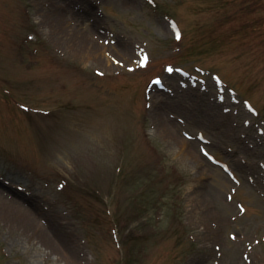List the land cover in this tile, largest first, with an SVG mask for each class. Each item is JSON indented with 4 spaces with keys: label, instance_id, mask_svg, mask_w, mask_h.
Instances as JSON below:
<instances>
[{
    "label": "rangeland",
    "instance_id": "rangeland-1",
    "mask_svg": "<svg viewBox=\"0 0 264 264\" xmlns=\"http://www.w3.org/2000/svg\"><path fill=\"white\" fill-rule=\"evenodd\" d=\"M0 264H264V0H0Z\"/></svg>",
    "mask_w": 264,
    "mask_h": 264
},
{
    "label": "bare ground",
    "instance_id": "bare-ground-1",
    "mask_svg": "<svg viewBox=\"0 0 264 264\" xmlns=\"http://www.w3.org/2000/svg\"><path fill=\"white\" fill-rule=\"evenodd\" d=\"M63 16L58 13V12H54L52 13V15L50 16V24L54 27L52 28L53 30H55V28L58 29L59 32L63 33ZM73 34H75V36L73 37V42L71 45H69V47L73 48V51L75 52H86L87 54H92L94 56H98L97 55V51L94 48V45L92 43V41H90L86 36L84 35H79L77 30H73L72 31ZM91 55V56H92ZM153 116L154 119H156L158 128H160L162 135L166 136L168 139H172V142H177L179 140V136L175 133V123H171L169 120H166L165 118H163V116L156 110H153ZM8 208H4L5 211L7 212V214L11 215V216H15V218L20 221L23 222V217L24 214H22L20 208L18 206L12 205V204H8L7 205ZM3 209V210H4ZM39 213V210L38 212ZM38 238L35 235H31V238ZM47 238V237H46ZM45 237H40V240L42 242L43 245H47L48 248L51 251H55V248H51L49 247V241L46 239Z\"/></svg>",
    "mask_w": 264,
    "mask_h": 264
},
{
    "label": "snow or ice",
    "instance_id": "snow-or-ice-1",
    "mask_svg": "<svg viewBox=\"0 0 264 264\" xmlns=\"http://www.w3.org/2000/svg\"><path fill=\"white\" fill-rule=\"evenodd\" d=\"M171 28L175 31L176 39L179 40L181 37H180V32L176 29V25H175V24H172V25H171ZM148 60H149V58H148L147 55H144V56L140 57V59H139V61H138L139 66H140L141 68L146 67V66H147V63H148ZM117 63H119V62L117 61ZM128 70H129V71H134L135 69H133V68H129ZM173 70H174V69H173L172 67H168V68L166 69V71H168L169 73H171ZM217 82L219 83V81H217ZM153 83H155V84H159L160 81L157 79V80L153 81ZM241 210L243 211V209H241ZM233 238H234V237H233Z\"/></svg>",
    "mask_w": 264,
    "mask_h": 264
}]
</instances>
